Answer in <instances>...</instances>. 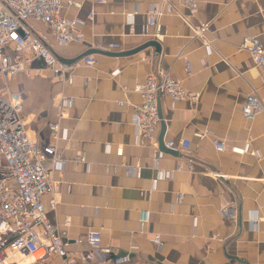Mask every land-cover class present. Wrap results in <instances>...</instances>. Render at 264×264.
Masks as SVG:
<instances>
[{
  "label": "crops",
  "instance_id": "0c3cea01",
  "mask_svg": "<svg viewBox=\"0 0 264 264\" xmlns=\"http://www.w3.org/2000/svg\"><path fill=\"white\" fill-rule=\"evenodd\" d=\"M168 1L177 11L163 0H72L64 13L81 22L83 44H57L46 25L32 21L62 59L78 61L89 50L111 44L119 48L105 51L133 50L153 38L162 44L157 58L154 47L126 57L93 53L96 64H81L65 84L41 59H33L31 73L10 82L11 90L23 95L22 115L33 139L41 145L54 143L50 125L55 122L68 135L56 142L65 166L55 172V209L49 205L51 195L45 196L47 218L61 228L70 220L72 259L89 250L76 240L98 229L103 245L131 254L128 264H264V113L254 121L242 114L251 86L264 102V68L239 49L245 36L264 43V0H201L192 22L194 27L209 24L205 36L212 51L183 20L181 14L188 13L183 2ZM153 4L163 10L155 25L149 13ZM122 12L134 13L133 19ZM157 68L170 71L199 100L194 105L161 98L157 142L137 143L133 110L120 102L140 103L133 88ZM63 96L74 101L60 116ZM182 139L192 142L193 173L176 171L187 155L165 146ZM213 139L225 141L228 149L218 152ZM249 141L258 155L233 151ZM80 154L86 161L76 160ZM214 172L228 178H215ZM232 198L239 203L237 222L218 212ZM144 211L150 212L146 223L140 220ZM53 259L52 264H62Z\"/></svg>",
  "mask_w": 264,
  "mask_h": 264
},
{
  "label": "built area",
  "instance_id": "2783aa9c",
  "mask_svg": "<svg viewBox=\"0 0 264 264\" xmlns=\"http://www.w3.org/2000/svg\"><path fill=\"white\" fill-rule=\"evenodd\" d=\"M181 1L188 9L187 14H181L183 20L194 29L207 50L212 51L213 44L205 36L209 24L194 27L192 22L193 16L199 11L201 0ZM163 2L168 3L169 10L177 11L168 0ZM72 5V0H0V264L43 263L53 258L61 259L62 264H128L132 258L130 253L119 254L114 252L111 246L103 245L102 233L98 229L89 230L84 240H76L77 244L85 242L89 246L87 252L81 253L78 259L68 256V228L71 222L67 220L65 228L52 224L46 215L45 202V196L51 195L50 207L55 209L58 204L55 197L58 183L55 172L65 166V161L58 155L56 142L67 138V132H61L60 124L55 122L50 125L54 143L41 145L33 139L22 115L23 95L20 91L10 88V82L20 73H31L29 64L33 59H41L45 67L63 84L72 81L74 70L81 64H96L93 54L74 62L61 60L49 45L48 35L39 33L32 24L35 20L46 25L57 44H83L81 22L67 18L64 13L65 9ZM149 13L150 23L155 25L156 17L163 14V10L158 4H153ZM122 14L129 20L134 17V13ZM93 16L92 10L90 18ZM118 48L117 44H111L102 49L115 51ZM239 49L248 51L254 64L264 68V43L259 37L245 36ZM185 71L191 72L190 61L186 62ZM133 92L140 94V103L130 100L120 103L133 110L132 122L137 132V143L157 142L162 121L161 98L188 100L194 105L199 100L198 93L188 90L181 80L163 68H157L145 80L137 82ZM73 101V98L63 96L60 116H63V107L72 105ZM262 113L264 102L258 90L251 86L242 106V114L247 120L254 121ZM206 136L207 133L202 135ZM213 144L218 152L228 149L223 140L213 139ZM165 146L170 150H181L187 155L186 164H179L176 171L195 172L196 161L192 156L193 147L189 139L169 140ZM232 149L253 156L258 155L250 141L246 142L243 148ZM85 158V154H80L76 160L86 161ZM161 173L166 175L164 171ZM213 176L228 178L227 174L221 172H214ZM159 179L154 180L155 185ZM218 212L230 221L237 222L238 200L232 198L224 201ZM149 219L150 212H142L141 222L146 223ZM252 223L257 226V220ZM155 240L160 246L159 236ZM38 253H41V256L37 259L35 257Z\"/></svg>",
  "mask_w": 264,
  "mask_h": 264
},
{
  "label": "water",
  "instance_id": "95a60500",
  "mask_svg": "<svg viewBox=\"0 0 264 264\" xmlns=\"http://www.w3.org/2000/svg\"><path fill=\"white\" fill-rule=\"evenodd\" d=\"M150 47H154L155 49V54L154 57L157 58L161 53H162V44L161 42L157 39V38H153L145 43H143L142 45L136 47L133 50H129V51H124V52H107L105 50H97V49H92L89 50L88 52H86L85 55H89V54H93V53H100V54H105L108 56H112V57H126V56H131V55H135L140 53L141 51L150 48ZM85 55L81 56L84 57ZM59 57V56H58ZM60 58V57H59ZM63 61H67V62H74L76 61V59H62Z\"/></svg>",
  "mask_w": 264,
  "mask_h": 264
},
{
  "label": "rangeland",
  "instance_id": "374dc122",
  "mask_svg": "<svg viewBox=\"0 0 264 264\" xmlns=\"http://www.w3.org/2000/svg\"><path fill=\"white\" fill-rule=\"evenodd\" d=\"M53 260H54V259H53ZM51 261H52V260H48V261L43 262V263L38 262V263H31V264H52ZM27 262H28V261H27Z\"/></svg>",
  "mask_w": 264,
  "mask_h": 264
},
{
  "label": "bare ground",
  "instance_id": "6f19581e",
  "mask_svg": "<svg viewBox=\"0 0 264 264\" xmlns=\"http://www.w3.org/2000/svg\"><path fill=\"white\" fill-rule=\"evenodd\" d=\"M41 256V253H38L35 258H39Z\"/></svg>",
  "mask_w": 264,
  "mask_h": 264
}]
</instances>
